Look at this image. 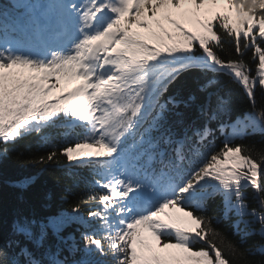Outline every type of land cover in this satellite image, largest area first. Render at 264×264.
Masks as SVG:
<instances>
[{
    "label": "snow or ice",
    "instance_id": "snow-or-ice-1",
    "mask_svg": "<svg viewBox=\"0 0 264 264\" xmlns=\"http://www.w3.org/2000/svg\"><path fill=\"white\" fill-rule=\"evenodd\" d=\"M188 76L215 94L200 123L183 110L194 99L180 95ZM222 79L243 90L250 111L231 118L215 91ZM257 89L264 97V0L0 6V160L34 136L48 151L29 163L66 161L91 177L72 208L84 231L68 252L81 259H61L60 249L33 257L17 238L39 246L64 221L36 231L24 218L0 264H264V148L236 142L259 135L264 145ZM216 131L222 146L210 147ZM210 201L234 239L206 214Z\"/></svg>",
    "mask_w": 264,
    "mask_h": 264
},
{
    "label": "trees",
    "instance_id": "trees-1",
    "mask_svg": "<svg viewBox=\"0 0 264 264\" xmlns=\"http://www.w3.org/2000/svg\"><path fill=\"white\" fill-rule=\"evenodd\" d=\"M8 5L9 0H0V6ZM226 47L228 46L226 45ZM197 81V77L188 76L181 81L179 90L180 95L184 98L189 95L194 97L189 108L183 109V106L181 107L193 120L200 123L201 121L198 119L200 106L210 102L214 103L215 94L207 96L201 93ZM215 91L229 99L232 119L250 111L249 102L239 86L222 79L220 87ZM261 105H264V97L257 89V108ZM210 127L215 130L217 128L216 122L213 121ZM223 140L224 137L216 131L210 147L222 146ZM261 140L262 137L255 135L247 136L236 142L248 146L255 144L256 150H261L264 148V145L260 143ZM47 151L48 146L33 136L19 141L9 157L0 160V246L12 241L11 226L18 219L27 218L35 221L36 231L41 224H49L62 219L64 223L59 231H54L49 227L41 245L37 246L31 241L23 239V237L17 238L18 242L27 248L36 259L43 260L47 253L60 249L62 250L61 259L68 256L70 260H79L82 257L81 252H77L74 257L69 256L68 252V245L73 242L80 243L82 247L81 232L84 231V225L76 219V214L73 213L72 208L83 196L91 177L89 171L82 165L72 167L66 161L51 165L29 163L40 155H45ZM79 151L82 153L87 149ZM21 153L22 156L19 155ZM249 202H252L250 195ZM206 214L220 219V223L216 226L221 230H226L229 237L233 238L228 228L230 221L223 220L218 201L208 203ZM81 215L87 220L86 212L81 213ZM254 239L259 240V237L248 238L241 247H246ZM20 259L23 262L24 258L20 257Z\"/></svg>",
    "mask_w": 264,
    "mask_h": 264
},
{
    "label": "rangeland",
    "instance_id": "rangeland-1",
    "mask_svg": "<svg viewBox=\"0 0 264 264\" xmlns=\"http://www.w3.org/2000/svg\"><path fill=\"white\" fill-rule=\"evenodd\" d=\"M87 151H89V150L87 149Z\"/></svg>",
    "mask_w": 264,
    "mask_h": 264
}]
</instances>
